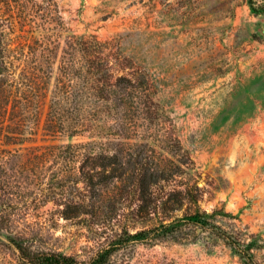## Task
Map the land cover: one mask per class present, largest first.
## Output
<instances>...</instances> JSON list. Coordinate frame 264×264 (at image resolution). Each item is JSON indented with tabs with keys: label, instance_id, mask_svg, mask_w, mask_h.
Returning a JSON list of instances; mask_svg holds the SVG:
<instances>
[{
	"label": "rangeland",
	"instance_id": "1",
	"mask_svg": "<svg viewBox=\"0 0 264 264\" xmlns=\"http://www.w3.org/2000/svg\"><path fill=\"white\" fill-rule=\"evenodd\" d=\"M253 5L250 0H0V94L8 93L0 97V264H30L14 241L87 260L124 224L133 233L159 222L131 217L133 196L113 219L111 182L95 186L81 180V172L97 163L85 156L102 151L86 141H106L105 135H68L73 128L65 126L46 129L65 43L90 34L117 39L120 50L145 69L155 99L195 162L199 205L251 256H242L212 229L186 223L166 235L130 241L111 260L264 264V0ZM32 65L46 70L47 82L28 102L21 95ZM154 147L171 156L158 142ZM97 168L90 170L92 183L102 176ZM190 210L185 203L173 215Z\"/></svg>",
	"mask_w": 264,
	"mask_h": 264
},
{
	"label": "trees",
	"instance_id": "2",
	"mask_svg": "<svg viewBox=\"0 0 264 264\" xmlns=\"http://www.w3.org/2000/svg\"><path fill=\"white\" fill-rule=\"evenodd\" d=\"M251 6L253 8V0ZM264 9V5L260 7ZM40 65L30 66L24 74L23 97L34 102L33 96L43 93L47 82L46 70ZM27 90V91H26ZM155 90L145 69L136 65L119 48L115 38L99 39L96 35H80L69 39L61 55L52 94L46 110L47 130L72 127L68 135L89 132L102 137L96 141L102 151L88 154L97 163L81 172V180L95 186L102 180L111 182L112 218L121 216L123 201L129 196L137 200L129 214L140 220L157 218L152 227L129 233L124 224L109 244L87 260L59 251H39L14 241L21 258L30 264H135L117 263L110 255L128 242L172 233L186 223L212 229L225 241L251 260L248 248L235 236L213 223L199 205L201 187L196 180L195 162L181 144L170 115L155 99ZM8 93H1L0 97ZM76 117L72 123L66 118ZM111 120V121H110ZM153 132L155 138L149 139ZM158 142L171 156L154 147ZM84 144V143H83ZM84 162L82 168H85ZM97 168V181L92 183ZM107 170V172H106ZM101 178V181H100ZM185 203L191 210L181 216L173 212ZM166 219H168L166 221ZM249 264H253L249 261Z\"/></svg>",
	"mask_w": 264,
	"mask_h": 264
}]
</instances>
